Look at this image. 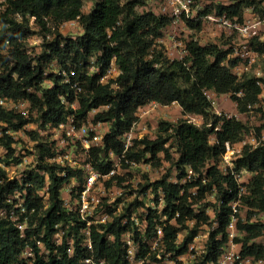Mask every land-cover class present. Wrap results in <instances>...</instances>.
<instances>
[{
  "label": "clouds",
  "instance_id": "1",
  "mask_svg": "<svg viewBox=\"0 0 264 264\" xmlns=\"http://www.w3.org/2000/svg\"><path fill=\"white\" fill-rule=\"evenodd\" d=\"M0 264H264V0H0Z\"/></svg>",
  "mask_w": 264,
  "mask_h": 264
}]
</instances>
